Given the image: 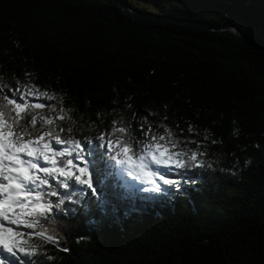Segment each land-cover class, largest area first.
Instances as JSON below:
<instances>
[{
	"label": "trees",
	"instance_id": "trees-1",
	"mask_svg": "<svg viewBox=\"0 0 264 264\" xmlns=\"http://www.w3.org/2000/svg\"><path fill=\"white\" fill-rule=\"evenodd\" d=\"M125 2L230 22L264 44V0ZM0 78L9 97L18 84L63 96L76 139L99 143V133L121 117L129 134L149 125L164 134L166 125L181 147L198 141L206 150L200 159L212 165L171 173L181 180L171 198L114 200L115 215L87 216L66 202L68 211L45 225L59 246L40 248L53 257H39L42 264H264V51L217 30L141 22L108 2L0 0ZM180 172L196 183H183ZM121 183L110 178L113 194H124Z\"/></svg>",
	"mask_w": 264,
	"mask_h": 264
},
{
	"label": "snow or ice",
	"instance_id": "snow-or-ice-1",
	"mask_svg": "<svg viewBox=\"0 0 264 264\" xmlns=\"http://www.w3.org/2000/svg\"><path fill=\"white\" fill-rule=\"evenodd\" d=\"M6 87L0 78V264H42L41 256L53 259L40 251L44 244L59 246L55 230L50 232L45 225L54 212L68 211L63 207L66 202L80 205L87 216L115 215L120 207L114 200L137 194L141 200L156 199L160 194L171 198L173 189L181 188V180L170 178L171 173L212 167L200 159L206 150H199L198 141L185 139L181 147V139L166 125L164 134L154 132L151 125L139 134L135 130L129 134L121 117L112 120L107 132L99 133V143L88 137L81 141L72 135L73 109L64 107L63 96L18 84L8 89L13 93L9 97ZM28 96L60 106L33 104L27 101ZM45 108L49 115L35 111ZM58 120L69 126L57 124ZM188 131L193 128L189 126ZM64 133L67 135L62 137ZM233 135H238V130ZM189 143L196 144V149L189 148ZM178 175L183 183H196L184 179V172ZM114 176L126 190L121 196L111 191L117 187L109 184ZM58 196L55 201L50 199ZM71 212L75 214L77 209Z\"/></svg>",
	"mask_w": 264,
	"mask_h": 264
},
{
	"label": "water",
	"instance_id": "water-1",
	"mask_svg": "<svg viewBox=\"0 0 264 264\" xmlns=\"http://www.w3.org/2000/svg\"><path fill=\"white\" fill-rule=\"evenodd\" d=\"M79 2H108L118 6L127 16L141 22L153 23H175L185 26L187 28H204L209 30H217L232 37L239 43L250 46L256 50L264 51V44L255 41L248 34L243 32L241 28L233 23L217 24L207 20H197L192 18H185L175 15L158 14L154 12L144 11L141 9L129 6L125 0H76Z\"/></svg>",
	"mask_w": 264,
	"mask_h": 264
},
{
	"label": "rangeland",
	"instance_id": "rangeland-1",
	"mask_svg": "<svg viewBox=\"0 0 264 264\" xmlns=\"http://www.w3.org/2000/svg\"><path fill=\"white\" fill-rule=\"evenodd\" d=\"M133 7V6H132ZM133 8H135V7H133ZM137 9V8H136ZM228 23V22H227ZM226 24V23H225Z\"/></svg>",
	"mask_w": 264,
	"mask_h": 264
}]
</instances>
